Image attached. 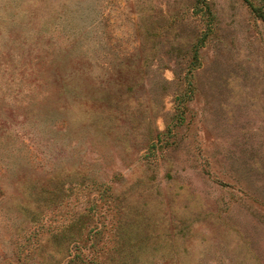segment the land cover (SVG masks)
<instances>
[{"label":"rangeland","instance_id":"1","mask_svg":"<svg viewBox=\"0 0 264 264\" xmlns=\"http://www.w3.org/2000/svg\"><path fill=\"white\" fill-rule=\"evenodd\" d=\"M259 13L0 0V264H264Z\"/></svg>","mask_w":264,"mask_h":264},{"label":"trees","instance_id":"2","mask_svg":"<svg viewBox=\"0 0 264 264\" xmlns=\"http://www.w3.org/2000/svg\"><path fill=\"white\" fill-rule=\"evenodd\" d=\"M253 10H257L256 8L252 7ZM259 16L263 18L264 20V15L262 13H259Z\"/></svg>","mask_w":264,"mask_h":264}]
</instances>
